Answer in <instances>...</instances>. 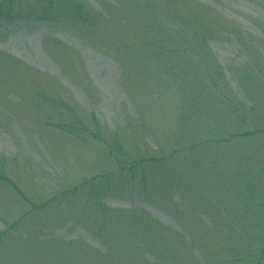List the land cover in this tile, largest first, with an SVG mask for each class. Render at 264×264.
I'll return each instance as SVG.
<instances>
[{
  "label": "rangeland",
  "instance_id": "1",
  "mask_svg": "<svg viewBox=\"0 0 264 264\" xmlns=\"http://www.w3.org/2000/svg\"><path fill=\"white\" fill-rule=\"evenodd\" d=\"M0 264H264V0H0Z\"/></svg>",
  "mask_w": 264,
  "mask_h": 264
}]
</instances>
